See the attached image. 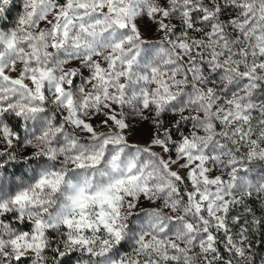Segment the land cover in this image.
I'll return each instance as SVG.
<instances>
[{"label":"snow or ice","instance_id":"6c2138e0","mask_svg":"<svg viewBox=\"0 0 264 264\" xmlns=\"http://www.w3.org/2000/svg\"><path fill=\"white\" fill-rule=\"evenodd\" d=\"M262 250L264 0H0V264Z\"/></svg>","mask_w":264,"mask_h":264},{"label":"rangeland","instance_id":"374dc122","mask_svg":"<svg viewBox=\"0 0 264 264\" xmlns=\"http://www.w3.org/2000/svg\"><path fill=\"white\" fill-rule=\"evenodd\" d=\"M15 11H16V10L13 9V12H12L11 15H15ZM145 138H146V137H145V135H144L143 133H141V134L138 135V137H137V139H138L140 142H143ZM262 252H264V251L262 250Z\"/></svg>","mask_w":264,"mask_h":264},{"label":"trees","instance_id":"16d2710c","mask_svg":"<svg viewBox=\"0 0 264 264\" xmlns=\"http://www.w3.org/2000/svg\"><path fill=\"white\" fill-rule=\"evenodd\" d=\"M264 251V250H263Z\"/></svg>","mask_w":264,"mask_h":264}]
</instances>
